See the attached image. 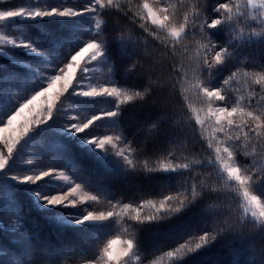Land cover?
Wrapping results in <instances>:
<instances>
[{"label":"snow or ice","instance_id":"obj_1","mask_svg":"<svg viewBox=\"0 0 264 264\" xmlns=\"http://www.w3.org/2000/svg\"><path fill=\"white\" fill-rule=\"evenodd\" d=\"M131 5L132 0H87L79 7L45 4L0 10V26L18 34L13 38L0 33V46L50 61L45 68L35 69L30 86L23 89L28 93L24 96L0 71V144L6 149H0V177L4 178L0 180V202L14 206L21 186H27L24 192L32 199L33 206L44 209L46 218L55 217L47 221L58 232H72L80 240L92 241L85 250L83 264H133V261L144 264L147 257L137 234L141 226L159 225L188 209L198 210L202 219L215 216L213 205L207 201L211 193L221 189L235 192L240 198L237 224L216 221L189 232L164 254L171 264H181L194 255L204 256L229 234L242 241V228L248 224L264 233V191H261L264 189V95L260 94L264 93V65H255L259 70L253 71L238 67L217 81L222 72L235 66L234 62L240 63L239 57L245 49L264 45V0H215L208 6L202 0H189L187 4L185 0L176 3L154 0L150 6L144 0L136 5V11ZM109 12L125 17L131 13L133 23L138 21L139 27L163 49L173 55L180 52L190 61V65L180 64L176 68L179 79L173 87L182 88L185 107L199 126V141L207 146L206 157L195 159L198 153L182 143L178 135L184 125L164 123L171 117L159 115L145 119L138 123L129 139L126 128H122L125 115L130 111L144 113L149 106L156 109L151 97L160 85L154 87L150 80L121 83L112 47L119 44L133 49L128 54L124 73L138 76L141 66L131 57L140 45L119 20L116 21L119 35L105 36L108 25L103 17ZM83 17L88 18L87 26L67 42L64 52L54 60L20 30L23 21ZM250 21H255L256 26ZM221 33L226 34L223 41L219 39ZM187 40L193 43L186 44ZM0 56H8L3 47ZM16 57L14 52L9 59ZM98 64L106 68L102 81L93 76ZM188 93L197 97L202 105L199 110L191 106ZM65 101L72 104L69 111L64 110ZM77 101L86 102V107ZM70 111L76 115H70ZM81 113L86 114L81 116ZM49 124L80 137L98 159L120 166L126 174L145 177L159 174L164 181L159 193L162 198L134 205L111 194L105 196L107 210L94 207L101 199L91 193H107L105 189L77 179L69 167L24 158L35 133ZM197 166L201 171L193 176ZM172 176L177 181L174 186L167 183ZM48 180L58 181L59 186L46 192L33 187ZM64 209L78 211L63 212ZM55 210H61L58 216ZM13 215H16L14 207ZM5 226L16 234L15 243L22 245L27 256V259L13 257L12 264H41L33 255V241L24 231L22 219L17 217ZM116 227L125 238L121 239L120 235L108 238ZM55 255L53 252L49 264H58ZM149 264L160 262L153 260ZM259 264H264V257Z\"/></svg>","mask_w":264,"mask_h":264},{"label":"trees","instance_id":"obj_2","mask_svg":"<svg viewBox=\"0 0 264 264\" xmlns=\"http://www.w3.org/2000/svg\"><path fill=\"white\" fill-rule=\"evenodd\" d=\"M85 1L87 0H71L72 3L76 4ZM143 2L144 0H132V10L136 11V5ZM188 2L189 0H185L186 4ZM214 2L215 0H202V4L205 6ZM171 3H176V0H171ZM131 15V13H128V16L125 17L122 14L109 12L108 16L103 17L108 25V30L105 33L106 37L111 33L119 35V29L116 28V21L119 20V24L140 45V48L131 57L141 66L138 76H130L124 73V67L129 62L128 54L133 53V49L130 47L125 48L119 44L112 47L113 62L120 69L121 83L124 80L129 82L133 80H140L141 82L150 80L154 87L157 84L160 87L156 89L151 97L157 108L149 106L144 113L130 111L125 115V124L122 125V128H126L129 139H131L138 123L143 122L145 119H155L159 115L171 117V120L166 119L164 123H182L184 125L178 135L182 143L188 144L194 152L198 153L195 159L206 157L207 146L199 141V126L195 125L193 114L185 107L186 102L181 95L182 88L179 85L173 87V84H176L179 79L176 75V68L180 64L190 65V61L183 58L180 52L173 55L163 49L158 41H154L139 27L138 21L133 23ZM87 24V17L73 18L72 21L64 19L28 23L25 21L20 24V30L31 36L54 60L64 52V46L67 42ZM152 28L153 26L149 24V30H152ZM81 39L83 40L85 37H81ZM219 39L221 41L226 39V34H219ZM185 43L192 44L193 41L187 40ZM14 52L16 58H22V63L17 62L18 60L0 56V71H3L10 78L9 83L12 87L20 89L21 96L28 95L23 89L30 86L35 69H43L48 63L45 59L19 51V49H14L9 54L13 55ZM239 61L240 63L234 62L235 66L222 72L217 77V81L229 75L230 71H237L238 67L246 71L259 70L255 68V65H264V45H254L253 50L245 49L239 57ZM257 91L259 92L258 86ZM260 94L264 95V93ZM188 96L191 100V106L199 110L202 105L197 97L193 93H188ZM67 148H70V150H66ZM66 149L63 152H68V156L65 158L71 161L70 167L75 169L80 178L107 191V193L100 194L108 196L114 194L117 199L123 200L124 203L131 202L134 205L142 203L144 200L162 198L159 193L164 181L158 176L159 174H152L153 176L149 177L131 173L126 174L120 166L109 167V165L101 163L93 155L82 151L79 147L77 149V147L67 145ZM200 171L201 169L197 166L192 175L195 176ZM203 179L204 177H201V180ZM209 182L216 183L215 180ZM167 183L174 186L177 183L176 177H169ZM261 191H264V189H261ZM239 201L240 198L235 192L221 189L219 192L211 193V199L207 201V204L213 205L216 212L215 216L202 219L198 210L188 209L171 220L161 222L159 225L146 224L141 226L137 234L140 237L141 249L147 257L144 264H149L153 260L159 261L160 264H171L164 254L172 250L177 241H182L193 230L202 228L205 225L210 226L216 221L237 224ZM38 212L30 206L25 212L23 210L21 213L23 229L33 241V255L39 258L42 264H49L53 257L49 259L43 257H46L44 255L47 254L51 255L53 252L56 254L54 258L60 264H67L71 259L84 258L85 250L90 245L89 241L78 239L72 232H58L56 226L49 223L48 218L43 217V214L40 212L41 215ZM242 232L244 234L242 241L236 235L229 234L224 240L210 247L204 256L194 255L182 261L181 264H259L261 257H264V233L252 224L243 227Z\"/></svg>","mask_w":264,"mask_h":264},{"label":"rangeland","instance_id":"obj_3","mask_svg":"<svg viewBox=\"0 0 264 264\" xmlns=\"http://www.w3.org/2000/svg\"><path fill=\"white\" fill-rule=\"evenodd\" d=\"M86 2L87 1H85L84 3H86ZM84 3L78 2L76 4V3H72L71 0H0V10L12 9L15 7H20V6H25V7L43 6L45 4H48V5L62 4L63 6L79 7V6L83 5ZM148 3L151 6V5H153L154 1L149 0ZM51 19H64V20L72 21L73 18L72 19L44 18V19H37V20H35V22L48 21ZM23 22H25V21H23ZM23 22H21V24ZM26 22L28 23V22H34V21L28 20ZM250 23H252L253 26H256L255 21H250ZM0 33H3L5 35H10L13 38H16V36L18 35L12 29L7 28V27H3V26H0ZM0 47H3L4 50L8 52V56H4V57L9 58V57L13 56V55L9 54L10 52H12L14 50V49H11L10 46H0ZM19 51H22V50H19ZM29 54L32 55L31 53H29ZM37 57L44 59L41 56H37ZM14 60H18L17 62L22 63V60L19 58L14 59ZM46 63H49V62L46 61ZM96 69L97 70L93 73V76L95 77L96 80L102 81L103 75L106 71V68L103 64H98V65H96ZM60 86H61L60 83H58L56 85L57 88H59ZM18 102H23V101L20 100ZM37 103L39 104V102H37ZM77 103L82 105L83 107H86V102L77 101ZM103 107H108V105H103ZM71 108H72L71 102L65 101V109L64 110L69 111ZM8 110H10V109H8ZM85 114L86 113H81V116L85 115ZM70 115H76L75 111H70ZM201 116L203 118V112L201 113ZM0 126H2V125H0ZM209 129H210V126H209ZM67 145L77 147V149L79 147L80 149H82V151L90 153L91 155H93V157H95L101 163L109 165V167H117L118 166L114 163H108L102 159H98L97 154L92 152L89 147L85 146L81 142L80 137L73 136L72 133L65 132L62 129L55 127L52 124H49L48 127L40 128L35 133L34 140H33L32 144L30 145V149L24 154V158L25 159L35 158V160H34L35 163H40L42 161H44V162H51L52 161L59 166L69 167L72 170L73 174L76 175L77 179H80V176L76 174L75 169L70 167L69 164L71 161L69 159L65 158L68 156V154H67L68 152L64 153L63 150L66 149ZM0 149L6 151V149H3L2 144H0ZM66 150H70V148H67ZM18 167H20V166L18 165ZM60 170H63V169H60ZM37 171H39V169H37ZM2 179H4V178L0 177V180H2ZM8 179H10V177H8ZM89 184H91V183H89ZM91 185H93V184H91ZM58 186H59L58 181L48 180V181L41 182L39 185L33 186V187H35L37 190H39L41 192H46V191L53 190L54 187H58ZM25 187H27V186H21V192H20L19 196L16 198V204L14 206L13 205H7L6 206L3 202H0V221L3 222L2 224H0V264H12V258L13 257H17V258L23 257V258L27 259V256L24 253V249H23L22 245L15 243L16 234L10 228H7L5 225H7L10 222V220H15V219H17V217L21 218L22 211L24 210V212H25L30 206H32L36 210V212H38V211H39L38 213L41 212L43 214V217H46L44 215V212H45L44 209L38 210L37 207L33 206L32 199H30L29 195L25 194V192H24ZM91 194L99 195L100 199H101V203L99 205H95L94 207H97V208H99V210H102V211L108 209V205L105 203V196H108V195L100 194L97 192H92ZM21 195H23V196H21ZM113 202H115V201H113ZM13 207L15 208L16 215H13ZM47 211L51 212L53 210L47 209ZM55 211H56L57 216L61 212V210H55ZM62 211L74 213L78 210H76V209H64ZM47 218L48 219H54L55 217L50 216ZM102 230L103 229H100V231H102ZM117 235H120L121 239L124 238L123 235L120 234L118 227H116L114 230H112V232L108 236V238H113ZM88 241L91 244L92 241L91 240H88ZM7 243H9V244H7ZM10 243H12V244H10ZM44 256H46V257H43L44 259L45 258L46 259L52 258V254L51 255L47 254ZM83 259L84 258H81V259L79 258L76 260L71 259V261L68 262L67 264H83ZM58 264H60V263L58 262ZM133 264H136V262L133 261Z\"/></svg>","mask_w":264,"mask_h":264}]
</instances>
